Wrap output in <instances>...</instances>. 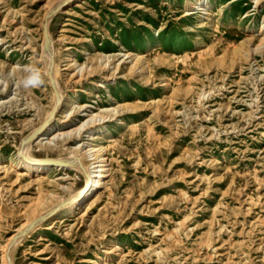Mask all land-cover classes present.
I'll list each match as a JSON object with an SVG mask.
<instances>
[{
	"label": "rangeland",
	"instance_id": "rangeland-1",
	"mask_svg": "<svg viewBox=\"0 0 264 264\" xmlns=\"http://www.w3.org/2000/svg\"><path fill=\"white\" fill-rule=\"evenodd\" d=\"M59 1L0 0V264L8 237L84 180L8 160L55 103L41 40ZM186 1L79 0L52 13L55 130L103 116L86 127L106 126L95 142L107 177L81 213L24 233L12 264H264V0ZM82 139L28 151L88 164L70 148Z\"/></svg>",
	"mask_w": 264,
	"mask_h": 264
},
{
	"label": "bare ground",
	"instance_id": "bare-ground-1",
	"mask_svg": "<svg viewBox=\"0 0 264 264\" xmlns=\"http://www.w3.org/2000/svg\"><path fill=\"white\" fill-rule=\"evenodd\" d=\"M78 1L79 0H60L57 4H53L55 6L51 5V7L47 10L46 14H44V18L42 17V19H43L42 27L44 26V23L48 22V20L50 19L51 15H52V12L55 9H62L64 7H67V6L74 4ZM205 2H206V0H205ZM186 3L188 6H196L197 4H199V5L202 4L203 0H194V1L187 0ZM202 9H204V11H205L206 7L202 8ZM260 26H261L260 30L262 28H263L262 30H264V25L262 24ZM46 39H47V45H44V42ZM25 41H26V39H25ZM41 48H42L41 51H43V53H45L44 55L47 56V58H48L47 65H46L47 73H48V81L53 88V96L55 99L54 105L56 104L58 106L57 110H56V112L58 114L60 112V109L62 106V95H61V93L57 87L56 67H55V63H54V59H53V42H52V39L50 38L49 33H47V38L44 35L42 36ZM66 56H67L68 61H73L71 53H68ZM199 60H201V59H199ZM105 76H104V78L106 79ZM75 97H76V94L74 93L73 95H71L69 97V99L73 100ZM76 107H77V105H76ZM86 107H87V105H80L79 106L81 111L85 110ZM50 112H51V110L46 114V116L44 118V121L47 120V122H48L46 129L40 135H38L34 140L23 141L30 133L37 130V128L39 126L33 128L31 131L27 132V134H25L21 138V140L18 144L16 158H14V159L9 158L8 159L9 163L12 165V167L14 166L16 168H19V169L25 171L28 174H32V175L49 174L50 171L53 169H55V170H64V169L65 170L66 169L80 170L83 173L84 180H83V183L74 192H72L68 197L63 198L61 200H58L51 207H49L46 211L41 212V213L38 212L39 214H37V216L35 218H33L31 220H26V222H24L16 230L15 233H13L12 235H10L8 237L7 243H6V249H5V252L2 255V259H1V263H3V264H12V262L10 260V251L12 249V246L17 242V240L24 233H28L29 231L36 228L35 226H37L39 221H43V220L45 221V220L50 219L52 217H55L59 214L75 217V215L78 214L82 210L84 205H86L88 200L98 192V190H99V188L103 182V179L106 176L107 165H108L107 159L102 153V146L95 142L97 135L100 133L103 134L106 131V126L92 125L89 128L86 127V125L89 122H95V120H100V119H103L104 117L101 116L100 114L94 112V113H91L88 118L80 120L75 126L68 128L66 130L60 131V130H55L56 126L54 125V117H55L56 113L54 116L50 117L49 116ZM68 117H69V112L64 113L63 118H62V122L65 121ZM119 121H121V120H119ZM77 132L78 133L83 132V139L81 142H77V143H74L73 145H71L70 148H72V149L80 148L82 151V154H83V158H85L87 160L89 159L90 162L88 164H85L82 162V156L80 157V156L74 155L72 153L69 155H66V156L57 157L58 161H56V162H50L49 157L40 158V157H37L33 154H30L28 151V148L34 142H39L41 144H51L53 142V140H55V139H58L62 136L68 135L70 133H77ZM76 135H78V134H76ZM57 179H55V180H57ZM39 203L40 202H38V204ZM16 236H17V238H16ZM105 253H108V251Z\"/></svg>",
	"mask_w": 264,
	"mask_h": 264
},
{
	"label": "water",
	"instance_id": "water-1",
	"mask_svg": "<svg viewBox=\"0 0 264 264\" xmlns=\"http://www.w3.org/2000/svg\"><path fill=\"white\" fill-rule=\"evenodd\" d=\"M46 26H47V22L44 23V26H43V34L47 38ZM44 45H47V39L45 40ZM57 107L58 106L56 104L53 106V108L51 109V112L49 114L50 117L55 115ZM47 125H48V122H47V120H45L42 124L39 125L37 130H35L34 132L30 133L23 141L34 140L38 135H40L46 129ZM49 161L50 162H56L58 160H57V158H49Z\"/></svg>",
	"mask_w": 264,
	"mask_h": 264
},
{
	"label": "clouds",
	"instance_id": "clouds-1",
	"mask_svg": "<svg viewBox=\"0 0 264 264\" xmlns=\"http://www.w3.org/2000/svg\"><path fill=\"white\" fill-rule=\"evenodd\" d=\"M39 82V76L37 75H33L32 77L29 78V80L27 81V83L29 84H36Z\"/></svg>",
	"mask_w": 264,
	"mask_h": 264
}]
</instances>
